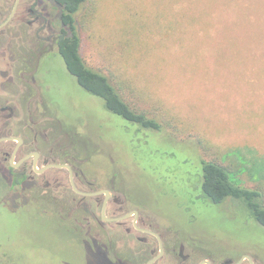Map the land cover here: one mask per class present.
<instances>
[{
  "label": "rangeland",
  "instance_id": "1",
  "mask_svg": "<svg viewBox=\"0 0 264 264\" xmlns=\"http://www.w3.org/2000/svg\"><path fill=\"white\" fill-rule=\"evenodd\" d=\"M164 1L88 0L77 17L87 65L122 80L128 102L154 114L163 132L137 128L134 148L119 129L123 120L79 86L58 54L57 69L42 58L40 80L30 84L34 122L95 185L127 198L126 211L135 207L129 193L137 198L142 216L176 245V254L157 264H178L180 242L264 260V227L254 226L241 203L204 209L192 207L186 194L198 158L226 166L264 197V0H198L195 23L177 18L178 28L167 14L158 17ZM180 6L189 8L186 0ZM185 159L192 164L182 165ZM177 179L185 186L171 184ZM118 210L111 204L108 216H120ZM63 216V207L0 185V264H109L84 248ZM194 219L200 222L192 226ZM107 229L119 252L131 256L126 260L137 262V235Z\"/></svg>",
  "mask_w": 264,
  "mask_h": 264
},
{
  "label": "flooded vegetation",
  "instance_id": "2",
  "mask_svg": "<svg viewBox=\"0 0 264 264\" xmlns=\"http://www.w3.org/2000/svg\"><path fill=\"white\" fill-rule=\"evenodd\" d=\"M65 30L61 7L54 1L0 0V185L8 193L20 190L28 198L42 197L63 207V218L71 220L73 232L84 248L102 254L101 260L113 264L111 258H122L123 264H148L158 258L153 263L157 264L176 254V245L171 248L136 206L126 211L127 198L84 176L77 160L34 122L36 98L30 99V84L39 79L42 58L49 56L57 69L54 55L60 56L59 41ZM111 204L119 207L120 216H108ZM104 209L107 219L133 212L137 216L107 221ZM93 221L106 234L107 228L117 227L125 231L127 238L137 235V262L126 260L131 256L119 252L117 240L113 242L109 235L103 237L95 231ZM178 248V264H264L263 259L241 250H190L185 242H180Z\"/></svg>",
  "mask_w": 264,
  "mask_h": 264
},
{
  "label": "trees",
  "instance_id": "3",
  "mask_svg": "<svg viewBox=\"0 0 264 264\" xmlns=\"http://www.w3.org/2000/svg\"><path fill=\"white\" fill-rule=\"evenodd\" d=\"M51 1L60 5L63 23L67 27V30L64 31V37L62 36L59 41L60 56L64 60L69 73L76 78L79 86L88 94L102 100L108 112L123 120L124 125L119 129L122 133L131 137V143L135 145L134 148L137 149V143L135 142L137 139V128L140 131L163 132V125L154 114L138 107L136 108L128 102L123 88L120 86L122 80L117 79V81L87 65L81 52L82 40L77 26V17L88 0ZM182 1L165 0L163 3L159 2L161 6L159 5L157 12L158 17H161L162 14H167L170 19L169 24L173 28L179 27L177 18H182L189 24H194L196 21L194 14L200 9L198 0H186L189 5L188 9L180 6ZM93 12L95 15L96 10ZM137 93H139L138 90ZM198 143L199 145L202 143L204 145L203 139H199ZM197 160L198 162L190 174V182L193 183L192 187L194 189L186 193L189 204L192 207L198 206L209 209L212 205L218 206L231 199L241 203L254 226L260 225L264 227V197L262 192L258 189H248L242 186L232 176L228 168L222 164L199 160L198 158ZM188 164H192V159H185L182 163L184 166ZM181 180L177 179L178 182L174 180L171 184L176 183L173 185L185 186L186 179L184 181ZM185 189L187 188L185 187ZM129 194L132 202L137 207V198L131 193ZM190 210L189 207L187 212L189 213ZM198 221L197 219L191 221L192 226Z\"/></svg>",
  "mask_w": 264,
  "mask_h": 264
},
{
  "label": "water",
  "instance_id": "4",
  "mask_svg": "<svg viewBox=\"0 0 264 264\" xmlns=\"http://www.w3.org/2000/svg\"><path fill=\"white\" fill-rule=\"evenodd\" d=\"M136 215L137 216V212H133V213H131V214H128V215H125V216H123V217H119V218H115V219H107L106 218V215H105V209H104V218H105V220H107V221H117V222H119V221H122V220H125V219H127L128 217H130V216H132V215ZM158 238L160 239V237L158 236ZM245 258H248V259H250V257H245ZM158 258H156V259H154V260H152V261H150L148 264H153L156 260H157ZM244 260V259H243ZM242 260V261H243ZM254 264V263H253Z\"/></svg>",
  "mask_w": 264,
  "mask_h": 264
}]
</instances>
